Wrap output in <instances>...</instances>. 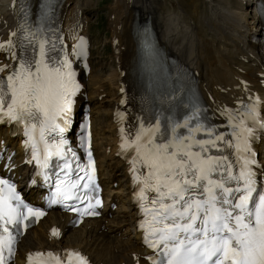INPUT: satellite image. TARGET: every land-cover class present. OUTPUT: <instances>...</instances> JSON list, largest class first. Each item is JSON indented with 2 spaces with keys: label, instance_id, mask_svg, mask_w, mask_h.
Returning a JSON list of instances; mask_svg holds the SVG:
<instances>
[{
  "label": "snow or ice",
  "instance_id": "snow-or-ice-1",
  "mask_svg": "<svg viewBox=\"0 0 264 264\" xmlns=\"http://www.w3.org/2000/svg\"><path fill=\"white\" fill-rule=\"evenodd\" d=\"M39 56L38 60L22 58L19 68L7 77V84L0 78V113L17 122L36 120L38 114L44 117L40 128V140L45 143L41 167L48 168L53 156L58 159L66 156L64 146L67 141L63 134L71 124L72 97L79 85L75 83V74L71 71L65 74L60 68H49L44 63V43L40 44ZM62 66H68V62L65 60ZM57 119L61 122L57 123ZM46 128L56 132L61 137L59 141L54 137L51 144L45 141ZM159 130L160 125L157 123L154 129L145 130L148 137L146 142H142L144 138L141 134H137L132 141L139 161L149 169L147 175L141 173L133 176L134 183L140 181L143 184L138 197L147 201L149 197L146 193L155 194L150 200L152 219L148 222L152 238L148 233L144 237V242L150 248L162 245L159 248L161 258L158 262L153 259V264H264V191L257 189L256 173L253 170L257 161L248 140L245 138L236 145L238 152L247 155H244L243 163L234 170L229 157L210 154L214 149L219 151L218 142L224 140L223 136L215 134L213 128L197 125L190 129L191 132L203 131L207 139L189 136L156 143L152 136ZM25 135L32 140L27 128ZM189 140L191 142L186 143ZM83 142L84 136L81 133ZM25 143L27 145L28 141ZM194 147L198 150L193 151ZM37 152V145L33 142L32 158L40 164ZM135 161L136 158L133 163ZM64 167L71 166L65 161ZM79 167L87 174L88 166ZM80 179L83 177L67 185L62 180L58 181L51 203L82 199L77 191L80 187L87 189L89 185H80ZM88 179L91 181L92 177ZM0 185L6 186L8 192L5 196V188L0 187V264H5L6 259L12 255L15 240L12 230L18 229L30 217H38L43 213L26 204L9 181L0 179ZM84 195L86 197L87 193ZM96 205H99V200ZM89 208L93 210L84 214H98L94 211L95 205H89ZM24 210H27L28 215ZM141 227H144L143 223ZM53 235H58L56 230H53ZM5 248L7 257L4 255ZM33 255L39 257L41 254ZM66 255L69 264L73 257L78 264H87L78 252H68ZM47 256L60 264V258L53 253H47ZM31 259L32 255L29 256Z\"/></svg>",
  "mask_w": 264,
  "mask_h": 264
},
{
  "label": "bare ground",
  "instance_id": "bare-ground-1",
  "mask_svg": "<svg viewBox=\"0 0 264 264\" xmlns=\"http://www.w3.org/2000/svg\"><path fill=\"white\" fill-rule=\"evenodd\" d=\"M9 1L0 0V36L6 34L14 22L17 7L15 6L13 11L9 10L7 8ZM262 2L264 3V0ZM35 3L36 0L33 2V9ZM85 5L86 0L60 2L59 13L65 31H79V25L82 23V33H85V27L88 25ZM111 7V10L109 7L107 9L114 14L109 20L113 28L112 34L114 38L121 34V38L117 37L118 42L121 40L128 43L126 60L122 61L127 69L136 58V41L131 30L137 12L139 17L150 15L159 44L164 51L197 74L199 90L209 105L231 104L241 92L240 88H236L240 79L249 81V87L258 90L264 98V88L260 86L264 82V58L260 53V47L251 43L252 38H258L263 24L261 18L257 16L256 0H114ZM116 47L118 48V45ZM93 73L94 68L91 67L88 79L91 88L88 93L89 99L91 100L93 96L98 99L105 93L91 109L93 134L95 139H98L99 135L106 132L110 139L115 131V124L110 120L97 126V120L106 119L107 109L103 107L108 106L111 101L114 105L118 103L117 82L120 73L117 71L115 76L110 75L113 77L111 81L102 79L100 74L94 76ZM107 85L109 89L105 90L104 87ZM111 114L112 109L109 110V117ZM9 132L7 128L0 127V137L4 139V144L15 150L11 158L12 164L15 165L13 171L16 174H25L29 168L20 163L22 157L17 139L9 135ZM259 150L264 166V141ZM118 164L121 165L119 161ZM19 184H23L22 179L19 180ZM124 191L128 193L127 177L121 178L119 189L111 190L115 195H120ZM115 195H110L111 199H114ZM122 201L130 205L126 209L128 215L125 222L130 226L128 228L130 233L135 211L129 197L126 200H119ZM65 218L66 215L55 210L49 211L35 228L29 229L21 238L13 264H22L26 252L59 247L81 249L89 255L93 264H133V255L140 257L144 252L138 246V234H131L130 239H124L123 236L128 232L121 236L113 233L112 228L119 224L115 219L109 220L111 230L103 229L100 237H97L94 230L97 227L101 228L102 223L96 224L91 221L85 222L83 228L66 229ZM43 223L45 226H42ZM50 226L60 228L59 238L49 236L47 229ZM67 237L70 238L68 242L65 240ZM98 242L100 244H97Z\"/></svg>",
  "mask_w": 264,
  "mask_h": 264
},
{
  "label": "rangeland",
  "instance_id": "rangeland-1",
  "mask_svg": "<svg viewBox=\"0 0 264 264\" xmlns=\"http://www.w3.org/2000/svg\"><path fill=\"white\" fill-rule=\"evenodd\" d=\"M89 1L90 5L88 10L90 12H95V16L93 15L92 21L88 27L92 38L91 61L96 70V72H94V76L100 74L102 79L111 81L113 77H110V75L115 74L117 64L115 61L114 49L111 46L112 27L109 22L110 16L113 18L114 15L111 11H109L112 8L111 6L114 3V0ZM87 2L88 0L86 1V5ZM108 7L109 10L107 9ZM97 83H100V81H97ZM107 121L108 119H105L104 123Z\"/></svg>",
  "mask_w": 264,
  "mask_h": 264
}]
</instances>
